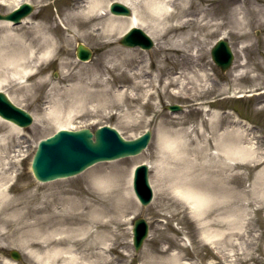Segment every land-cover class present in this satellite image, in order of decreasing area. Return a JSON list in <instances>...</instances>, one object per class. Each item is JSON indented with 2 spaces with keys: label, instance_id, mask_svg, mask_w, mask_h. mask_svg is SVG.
<instances>
[{
  "label": "rangeland",
  "instance_id": "obj_1",
  "mask_svg": "<svg viewBox=\"0 0 264 264\" xmlns=\"http://www.w3.org/2000/svg\"><path fill=\"white\" fill-rule=\"evenodd\" d=\"M22 1L34 4L31 15L19 25L0 21V90L34 121L14 130L0 119V173L9 162L10 194L36 199L28 206L0 204V264H264V0H161L159 9L151 0H131L155 45H122L127 26L111 38L110 51L108 38L94 36L93 27L67 30L76 0H0V10ZM104 1L110 16L114 0ZM220 37L235 52L226 72L211 57ZM79 42L93 50L90 60L77 57ZM171 104L184 109L172 112ZM103 124L127 138L151 128L153 137L138 155L67 178L36 179L31 161L41 139L60 128ZM240 126L248 133L236 159L228 132L240 133ZM141 162L150 166L155 191L146 206L132 184L124 196L115 190ZM98 196L102 204L86 209L87 221L69 230L23 224L51 215L45 209L25 215L31 206L60 211L66 199ZM140 216L150 234L134 254L132 228ZM11 249L21 252L20 260Z\"/></svg>",
  "mask_w": 264,
  "mask_h": 264
},
{
  "label": "water",
  "instance_id": "obj_2",
  "mask_svg": "<svg viewBox=\"0 0 264 264\" xmlns=\"http://www.w3.org/2000/svg\"><path fill=\"white\" fill-rule=\"evenodd\" d=\"M32 10L31 3L23 2L8 13L0 12V19L20 23L21 19ZM111 11L116 14H131L130 7L119 1H114L111 4ZM120 42L124 45L141 46L146 49L151 48L154 44L153 38L140 27H132ZM77 52L81 59H88L92 56V51L82 43H79ZM212 56L217 65L225 71L231 66L234 54L229 42L220 39L212 48ZM176 107V105L171 106L172 109ZM0 115L23 127L33 122V115L14 103L1 90ZM150 138L151 130H147L135 139H126L115 127L107 125L99 127L95 133L89 128L61 129L53 136L40 142L32 162V168L36 177L43 181L72 176L98 161L138 154L147 146ZM134 189L144 205L151 202L154 192L149 179V166L146 163L137 165L135 169ZM133 231L134 245L138 251L149 233L147 220L144 217L137 218ZM11 255L16 259L21 257L17 250H11Z\"/></svg>",
  "mask_w": 264,
  "mask_h": 264
},
{
  "label": "bare ground",
  "instance_id": "obj_3",
  "mask_svg": "<svg viewBox=\"0 0 264 264\" xmlns=\"http://www.w3.org/2000/svg\"><path fill=\"white\" fill-rule=\"evenodd\" d=\"M128 5H132L131 0H120ZM87 2V3H86ZM105 1L104 0H76V6L75 10H73L69 15H67V20L69 22V25H67V30L71 31L72 28L75 30L79 27L83 28H91L93 35L97 38H108L107 41H105V47H107V51L112 50L113 48H110L113 40L111 39L115 33L119 30H123L127 26H142L141 24V18L134 13L132 16L128 17L126 20H123L120 16H116L111 14L110 16L107 15L106 12L102 11L103 5ZM151 5L157 9H159L163 3L161 0H151ZM102 11V12H101ZM145 11L148 13L149 9L146 7ZM89 19H88V18ZM96 20L95 23L92 22V20ZM8 23H11L7 21ZM68 41V39H66ZM65 41V42H66ZM239 95H243V92L239 91ZM0 119L9 125L14 130L20 129V127L11 122L10 120H7L0 116ZM240 133L230 130L228 133V148L230 149V153H233V158L241 159L243 155V151L245 150V145L243 144V138L245 133H248V129L245 130L240 126ZM253 133V132H251ZM255 137V136H254ZM264 158V152H261L259 161H261ZM9 162H7V167H3V172L0 173V204L4 203L9 206H28L31 204L35 199L36 196H23V195H11L12 187L14 186L13 183L8 184V180L11 179L10 175L7 173L9 169ZM21 175V173H18V176ZM131 185V176L126 178H119L117 180V183L115 184V190L119 193H122L124 196L125 190L129 192ZM98 189L100 188L103 191L105 189L104 186H98ZM28 189V186H24L20 188V192L26 191ZM135 196V195H134ZM136 198V197H135ZM102 202V199L100 196L95 197L94 200H81V201H72L70 199H66L64 201V204L62 207L59 208L60 211L52 210L51 204L49 206H46L45 208H35L31 206L29 210H27L28 214H32L38 211H49L50 216L45 217L43 219H37L32 222H24V226L32 227L36 226L38 229H53V232L60 233L62 230H69L72 228V226L76 224H81L83 222L87 221L86 215L87 210L86 209H97L98 206ZM77 212V213H76ZM210 242H213V239L211 236H207ZM62 238H59V240L55 241L54 243H61ZM51 241L50 243H52ZM209 242V241H208ZM32 244L37 245L38 247L42 248L45 245L40 242H33ZM59 247V246H58ZM60 250L59 248H55L54 251ZM179 264H186V263H179Z\"/></svg>",
  "mask_w": 264,
  "mask_h": 264
}]
</instances>
